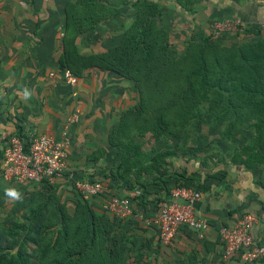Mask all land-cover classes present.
Returning <instances> with one entry per match:
<instances>
[{"label": "rangeland", "instance_id": "1", "mask_svg": "<svg viewBox=\"0 0 264 264\" xmlns=\"http://www.w3.org/2000/svg\"><path fill=\"white\" fill-rule=\"evenodd\" d=\"M149 1L164 3L167 14L159 17L157 8H152ZM62 2L67 13L62 23L64 34L59 38L70 46L66 47L68 54L66 48L60 52L58 63L74 68L80 77L85 70L94 68L80 65L92 61L90 57L94 54L95 59L98 57L108 66L100 71L124 74L120 92L113 91L107 98L109 108L100 107L98 116L83 118L89 128L81 134L84 142L81 145L87 143L84 159L90 166L84 170L88 172L82 179H101L106 185L105 178L112 173L119 181L132 185L130 200L154 201L159 189L166 192L165 178L185 180L196 172L211 171L215 164L233 163L232 158L257 163L253 169L264 166V132H256L252 120L237 121L232 129L226 126L227 118L215 122L206 112L205 101L195 91L199 47L206 74L213 77L226 64L236 62L239 51L249 49L256 40L264 49V30L211 38L207 33L214 18L202 12L197 21L192 19L210 0H178L181 12L173 1L170 5L168 0H139L136 5L139 16L134 21L130 15L131 0ZM136 22L154 26L145 58L142 56L145 47L135 41L122 48V44L134 40ZM90 35L98 37L101 45L89 46V41H96ZM122 55L128 56L124 67L120 62ZM180 121H183L181 128ZM71 185L57 190L54 185L43 183L6 181L0 175V252L13 238V244H20L21 252L31 264H86L93 254H109L113 247L125 244L127 238L134 242L135 236L116 233L110 221L100 214L95 240L89 243L83 230L74 229L71 219L74 204L97 197L104 206L111 193L83 198ZM10 188L20 192L21 199L10 198L6 194ZM11 224L15 229L9 235L7 227ZM111 235L124 236L125 241L120 238L117 244H112L105 240ZM138 252L142 255L143 248ZM105 263L100 260L94 264Z\"/></svg>", "mask_w": 264, "mask_h": 264}, {"label": "crops", "instance_id": "2", "mask_svg": "<svg viewBox=\"0 0 264 264\" xmlns=\"http://www.w3.org/2000/svg\"><path fill=\"white\" fill-rule=\"evenodd\" d=\"M64 11L65 3L62 0H0V155L7 134L16 128L23 136L41 133L54 135L66 116L76 109L80 118L70 129L66 165L74 172L75 178L82 179L83 174L88 172L84 170L90 166V162L84 159L87 143L81 145L84 143L81 134L89 128L88 121L83 118L98 116L100 107L107 110V98L114 94L113 91L120 92L123 78L113 72L89 68L82 76H76L74 95L70 94L59 76L61 65L58 63L60 52L69 45L59 38L64 34ZM202 12L207 17L228 16L245 23H256L264 21V0H210L192 19L197 21L202 17ZM130 15H133V11ZM89 37L96 40L89 41V46L101 45L98 37ZM67 51L68 48V54ZM50 71H55L54 77H49ZM25 89L31 93L29 98H24ZM105 181L104 194L132 196L134 190L129 182ZM182 181L202 191V198L195 205L196 213L206 217L209 222V229L202 239L183 228L176 232L171 243L163 244L152 224L146 225L133 217H116L101 205L100 198L88 200L95 212L110 221L116 233L132 234V238L135 236L134 242L127 238V242L117 248L116 261L121 264H129L128 260L133 261L132 264L134 261L137 264L142 261L151 264H242L237 257L221 260L215 231L240 212L249 211L256 216L253 236L258 238L264 233V166L253 169L240 163L227 162L226 165H213L208 172H196L185 180L169 178L164 182L167 185L165 193L159 189L154 201L145 198L131 200L133 208H142L148 217L154 216L157 201L164 198L170 187ZM71 184V181L60 178L50 185L58 190ZM113 238L116 243L120 238L125 241L124 236ZM139 247L143 248L142 255L138 252ZM253 264H264V257Z\"/></svg>", "mask_w": 264, "mask_h": 264}, {"label": "built area", "instance_id": "3", "mask_svg": "<svg viewBox=\"0 0 264 264\" xmlns=\"http://www.w3.org/2000/svg\"><path fill=\"white\" fill-rule=\"evenodd\" d=\"M246 25L236 17H216L210 24V32L214 37L220 38L227 34L245 32ZM255 25L258 30H264V21H258ZM48 75L54 77L55 71H50ZM59 76L70 94L74 95L76 75L66 67H59ZM77 121L78 114L74 109L66 116L57 134L23 136L16 129L8 133L0 155L2 179L18 183L51 184L62 178L71 181L83 198L103 193L106 185L101 179H77L74 172L67 169L69 129ZM201 198L202 191L197 186L176 183L169 188L164 198L157 201V211L152 217H148L142 208L134 209L128 196L114 193L109 194L104 208L116 217H133L146 225L152 224L159 241L169 244L176 232L183 228L192 231L199 239L204 237L209 229V222L195 211V205ZM255 222V214L244 211L232 221L216 228L221 260L237 257L242 264H253L264 257V233L255 239L252 234Z\"/></svg>", "mask_w": 264, "mask_h": 264}, {"label": "trees", "instance_id": "4", "mask_svg": "<svg viewBox=\"0 0 264 264\" xmlns=\"http://www.w3.org/2000/svg\"><path fill=\"white\" fill-rule=\"evenodd\" d=\"M168 1H170V5L173 1L174 6H178V10L180 11L182 5L178 2V0ZM149 2L152 3V8H157V14L159 17L167 14L166 11H164V3L162 4L160 1ZM137 4H139V0H131L130 8L133 11V21L136 20L139 16L138 7L136 6ZM64 12H66V6ZM117 12L118 9L115 8L114 13ZM134 25L135 26L132 32V34H134V40H130L129 42L122 44V48L127 47L129 44L135 41L136 43L141 44L142 47H145V49L142 50V56L145 58L146 56H148V50L146 47L148 43L147 40L154 31V26H150V24L148 25L144 22H136ZM244 31L249 33H256L260 30H258L256 28V25L252 23V25L247 24ZM160 35H164V32ZM207 35H209L211 38H215L210 31L207 33ZM230 35L234 34L223 35L220 38L229 37ZM200 52H202V50H200L199 47L198 59H200V62L195 70V74H198L199 78L198 86L195 88V91L198 96L205 101L206 112L208 113V115L212 117L215 122L227 118L226 126L230 129L233 128L234 124L237 121L242 122L244 120H252V126L254 127L255 131L258 133L264 132V49L259 46L257 40L249 49L245 51H239L238 60L236 62L226 64L221 70L216 72L213 77H209L206 74L205 65L203 63L201 57L202 55ZM94 57L95 55L92 54L90 57L92 61L85 63L83 62L84 64L82 63L80 65H91L96 67L97 69L105 70L106 67L104 66H107V64H105L103 60H99L98 57H96V59ZM121 57L122 59L120 62L122 64V67H124V64L126 65L128 56L122 55ZM60 65L61 67L68 68L74 75L77 76L78 73L73 71L74 68L72 69L65 64ZM122 67H118L119 70H122ZM120 75L121 77L124 76V74L121 73ZM187 85L190 88L191 81L189 80V78L187 79ZM182 126L183 121H180L178 123V127L181 128ZM16 130L17 133L20 132L19 128H16ZM231 160L233 163H240L244 167H254L255 164H257L253 161L249 162L247 160L238 158H232ZM115 176V174L110 173L108 176H106L105 179L115 183L118 181V178ZM166 179L168 178H165V181ZM42 183L46 186L50 185L49 183ZM180 183L188 185V183H185L184 181ZM88 203L89 202H76L74 204L71 219H73L75 223L74 229L83 230V233L87 236L88 242L92 243L95 240V234L97 230L96 226L98 225L97 222L99 220L100 213L95 212L91 208V206L88 205ZM106 222L107 224H109L108 220ZM76 224L78 227L76 226ZM13 229H15L13 224L7 227V232L9 231V235L11 232L10 230ZM63 232H65V229L63 230ZM102 240H104V238ZM105 240L110 241L112 244H117L112 235L111 238L107 236ZM117 248L118 247H113L111 253L109 254L95 253L92 255L91 259L88 260L87 258V262H85L86 264H94L98 261L100 262V260H103L104 263L110 261L112 262V264H121L120 261H116L115 254L119 253ZM3 249L5 250L0 252V264H31L27 256L21 252L20 244H13V238H11L10 244H6Z\"/></svg>", "mask_w": 264, "mask_h": 264}, {"label": "clouds", "instance_id": "5", "mask_svg": "<svg viewBox=\"0 0 264 264\" xmlns=\"http://www.w3.org/2000/svg\"><path fill=\"white\" fill-rule=\"evenodd\" d=\"M30 95H31V93H30L27 89H25V90H24V98H29ZM6 194H7L10 198H12V199H15V200H19V199H21V193L18 192V191H17L16 189H14V188H10V189H8L7 192H6Z\"/></svg>", "mask_w": 264, "mask_h": 264}]
</instances>
